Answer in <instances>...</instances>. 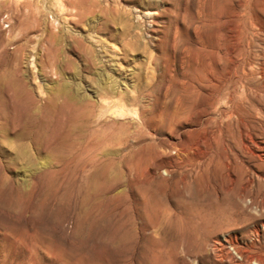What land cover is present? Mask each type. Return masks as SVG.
I'll return each instance as SVG.
<instances>
[{"label": "rangeland", "instance_id": "obj_1", "mask_svg": "<svg viewBox=\"0 0 264 264\" xmlns=\"http://www.w3.org/2000/svg\"><path fill=\"white\" fill-rule=\"evenodd\" d=\"M0 264H264V0H0Z\"/></svg>", "mask_w": 264, "mask_h": 264}]
</instances>
